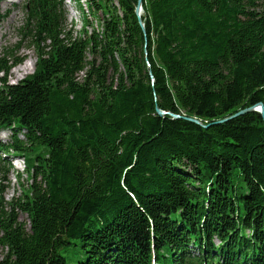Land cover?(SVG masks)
<instances>
[{"label":"trees","instance_id":"16d2710c","mask_svg":"<svg viewBox=\"0 0 264 264\" xmlns=\"http://www.w3.org/2000/svg\"><path fill=\"white\" fill-rule=\"evenodd\" d=\"M72 1L74 32L23 0L35 70L0 77V172L26 175L0 264H264V120L215 122L264 107V0H143L144 31L138 0Z\"/></svg>","mask_w":264,"mask_h":264},{"label":"rangeland","instance_id":"374dc122","mask_svg":"<svg viewBox=\"0 0 264 264\" xmlns=\"http://www.w3.org/2000/svg\"><path fill=\"white\" fill-rule=\"evenodd\" d=\"M82 1V0H81ZM66 13L63 14L64 27L67 31L74 32L80 27L77 7L72 0H62ZM2 10L7 15L0 22V58L5 51L11 50L12 54L19 56L21 61L13 65L5 76L8 82L16 83L28 76L35 70L36 56L33 48L34 40L30 37V25L27 24L26 12L23 7V0H3ZM28 63V64H27ZM27 64V65H26ZM26 66V68H25ZM12 165L15 169H8L7 172H0V201L7 203L13 197L21 194L22 184L26 182L24 162L20 158H14ZM24 219V215H20Z\"/></svg>","mask_w":264,"mask_h":264},{"label":"water","instance_id":"95a60500","mask_svg":"<svg viewBox=\"0 0 264 264\" xmlns=\"http://www.w3.org/2000/svg\"><path fill=\"white\" fill-rule=\"evenodd\" d=\"M142 3H143V0H138L137 1L136 7L134 9V12H135V14L137 16V19H138V22H139L140 26L142 27V29L144 31V25H143V22L141 21V17H140L141 16V12H142ZM156 111L160 115L169 114L170 116H172L174 118L179 117V114L163 111V110H161L159 108H157ZM248 111H257V112H259L260 115L262 116L263 120H264V107H263V104L262 103H258V104L254 105V106H250V107H247L245 109L238 110L234 114H231L230 116L222 118V119H218L215 122L216 123H221V122H224V121H226V120H228L230 118H233V117H235L237 115L243 114V113L248 112ZM182 117L187 119V120H189V121H191V122H194L196 124H199V125H202L204 127H207V124H203L201 122V120H199L196 117H190V116H182Z\"/></svg>","mask_w":264,"mask_h":264},{"label":"bare ground","instance_id":"6f19581e","mask_svg":"<svg viewBox=\"0 0 264 264\" xmlns=\"http://www.w3.org/2000/svg\"><path fill=\"white\" fill-rule=\"evenodd\" d=\"M27 64H28V63H27ZM27 64H26V65H27ZM25 68H26V66H25Z\"/></svg>","mask_w":264,"mask_h":264}]
</instances>
